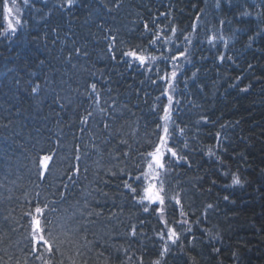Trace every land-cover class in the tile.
<instances>
[{
    "label": "trees",
    "instance_id": "1",
    "mask_svg": "<svg viewBox=\"0 0 264 264\" xmlns=\"http://www.w3.org/2000/svg\"><path fill=\"white\" fill-rule=\"evenodd\" d=\"M5 3L0 264H264V0H22L12 34ZM166 108L162 214L141 197Z\"/></svg>",
    "mask_w": 264,
    "mask_h": 264
},
{
    "label": "snow or ice",
    "instance_id": "2",
    "mask_svg": "<svg viewBox=\"0 0 264 264\" xmlns=\"http://www.w3.org/2000/svg\"><path fill=\"white\" fill-rule=\"evenodd\" d=\"M12 2H13V4H15L16 0H12ZM24 3L27 4L28 0H24ZM73 3H74V0H67V4L69 6H72ZM5 7L8 8L7 2L5 3ZM11 12H12V9L8 8L9 15H11ZM17 23H19V21H17ZM145 27H147V25H145ZM8 31L15 32L16 28L12 27V25L9 24ZM173 31H175V29H173ZM112 39L115 40V37H112ZM74 51H75V53L77 55L80 54V49L77 48ZM84 55H87V53H84ZM124 55L135 58L141 64H143L145 62V60H146V57H144L142 55H138L137 52L134 51V50L133 51H129V52H125ZM70 58H71V56H69V59ZM153 59H155V58L153 57ZM221 59H223V57H221ZM41 63H43V61H41ZM175 75H176V73L173 72L172 76L175 77ZM91 87H92L93 90H95L96 86H95V84H93V85H91ZM39 88H40V85L37 84L36 86L32 87L31 91L35 94V93L38 92ZM171 100H172V97H169V101L170 102H171ZM57 102H59V100H57ZM61 107H63L62 104H61ZM168 111L169 110L166 108L165 109L166 115L164 117L165 120L169 119V116L167 115ZM91 115H92V113H88L87 116H84L82 118V122L86 123L87 120H88V117L91 116ZM107 127H108V125L105 124V128H107ZM181 131H183V129H181ZM164 132L167 134V132H168L167 127L164 128ZM168 151L171 152L172 156H176L177 155V153L172 151L171 149H168ZM148 156L151 157V162H149V164H148L149 169H164V164L162 163V153H161V150H160L159 147H157L154 152L148 153ZM50 159H51V157H49V156L43 157L42 162H41V166H42V168L44 170H47L48 161ZM143 175L145 177H147L148 174H143ZM41 176H43V172H41ZM159 176H160V172L157 171L155 173L154 179L159 180ZM136 179L139 180V179H141V177H136ZM233 183L234 184H240L241 181H240V179L238 177H234L233 178ZM125 187H128L133 193L136 192V189L132 188L131 185L125 184ZM162 192H163V181H159V188H157V186L155 184H149L148 186L143 188V196L141 197V202H143L144 200H147L149 202H159L160 204H163L164 203V196L161 195ZM225 199H227V197H225ZM176 203L179 204L180 201L177 199ZM44 207L47 208L48 205H45ZM209 207H211V205H209ZM35 211L38 214H43V209L40 208V207H36ZM52 211L55 212L56 209L53 208ZM144 211L147 212L148 208L145 207ZM85 213H87V215H89V216L93 215L92 212H87V201H85L84 211L81 212V215L83 216ZM97 215H99V214H97ZM32 220H33V224L35 225V227L33 229V240H35L36 245L44 246L45 247V251L49 255H51L53 253V243H50V239L52 241H55V236L53 235V231L52 230H47L45 228H41L40 227V221L35 216H33ZM45 223L47 225H50V224H52V221L48 220L47 218H45ZM46 231H47V236L50 239H46L45 238V235L43 233H45ZM168 233H169L168 234V239L173 244H175L180 239V237H179L178 233L175 231V229L169 228L168 229ZM132 234L135 235V228L132 229ZM37 237H38V239H37ZM161 238L163 239V236H161ZM33 250L36 251L35 247H34ZM56 250L58 251L59 249L57 248ZM168 250L169 249L167 247H165L163 249V252H167ZM38 258H41V257H38ZM154 264H159V261H155Z\"/></svg>",
    "mask_w": 264,
    "mask_h": 264
},
{
    "label": "rangeland",
    "instance_id": "3",
    "mask_svg": "<svg viewBox=\"0 0 264 264\" xmlns=\"http://www.w3.org/2000/svg\"><path fill=\"white\" fill-rule=\"evenodd\" d=\"M20 1H22V0H16L15 4H13L12 0H6V2L8 4V8H11L12 9L11 15H9L8 8H6V28H7V34L14 33V32L8 31L9 24H11L12 27H15L16 30L18 29V26H19V23H20V16L18 15V13H19V7L21 6ZM251 1L260 2L262 0H251ZM17 21H19V23H17ZM144 63L145 64L148 63V60L146 59ZM165 115H166V113H165ZM167 115L169 116V119L165 120V126H164V128L167 127V129L169 131L170 123H171V120H172V113L168 111ZM167 144H168V137H167V134L165 133L164 140L162 141L161 145L159 146V148L161 150V153H162V163H163V159L165 157V154L168 153ZM157 171L160 172L159 180L154 179L155 173ZM163 171H164V169H149V167H148L147 168V172L145 173V174H148L147 177L143 176L145 178V180H144L145 185L148 186L149 184H155L157 186V188H159V181L162 178ZM161 195H163V192L161 193ZM146 202H148L150 204L157 205L161 209V212L163 214V212H164V210H163V204H160L159 202H149L147 200H146Z\"/></svg>",
    "mask_w": 264,
    "mask_h": 264
}]
</instances>
